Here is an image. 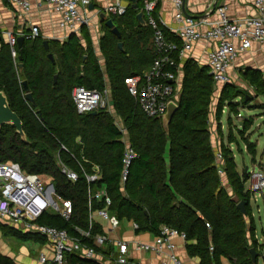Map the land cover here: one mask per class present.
<instances>
[{
    "label": "trees",
    "instance_id": "obj_1",
    "mask_svg": "<svg viewBox=\"0 0 264 264\" xmlns=\"http://www.w3.org/2000/svg\"><path fill=\"white\" fill-rule=\"evenodd\" d=\"M137 15L138 11L129 7L121 18L111 17L121 31L120 39L104 22L101 48L106 73L84 29L87 46L73 34L61 44L49 42L48 49L41 37L25 38L22 47L18 43L13 47L0 34V91L5 92L11 108L21 117L27 136L24 140L13 125L0 127V161L13 162L26 173L38 174L54 184L58 196L72 201L70 220L48 211L40 218L41 224L65 229L76 237L80 236L77 228L89 229V184L81 166L88 173L98 166L101 177L91 187L94 191L106 188L112 199L110 211L121 221L137 223L139 232L158 235L162 225L185 232L188 252L198 257L200 264H223V257L232 264H253L250 250L256 248L263 256L264 243L260 244L255 236L252 194L245 186L249 172L238 171L233 149L222 143L224 171L232 193L224 186L213 145L210 114L216 91L209 68L192 59L185 61L179 109L167 132L162 118L148 115L126 83L127 78L143 77L155 59L154 30L142 25ZM163 29L169 41L182 44L173 33ZM121 41L124 49L119 47ZM50 53L55 61L49 58ZM106 75L111 82L114 109L124 121L128 141L136 152L126 181L122 177L125 133L114 114L108 109H99L96 114L79 113L73 100L77 86L105 90ZM245 76L255 87L257 96H264L263 73L249 69ZM28 92L33 94V103L26 98ZM219 98L218 117L225 105L238 115L241 106L245 108L253 100L232 83L223 88ZM243 122L241 136L255 157L256 146L246 138L253 120L248 118ZM236 141L231 128L229 142ZM58 155L79 173L78 181H70L61 172ZM234 195L247 202L246 214L233 200ZM102 206L100 202L93 204L95 209ZM0 231L20 238L46 240L19 232L1 220ZM102 232V226L95 223L92 236L83 242L94 246V236ZM68 260L70 264L92 262L77 254L68 255ZM0 264L19 263L0 251Z\"/></svg>",
    "mask_w": 264,
    "mask_h": 264
},
{
    "label": "built area",
    "instance_id": "obj_2",
    "mask_svg": "<svg viewBox=\"0 0 264 264\" xmlns=\"http://www.w3.org/2000/svg\"><path fill=\"white\" fill-rule=\"evenodd\" d=\"M21 12L29 14L32 9V0H8ZM60 15V26L69 31H78L82 26H90L91 18L80 10L81 6H87L90 0H41ZM176 13L175 21L178 28L175 30L176 36L182 44L169 41L166 37L165 23L159 21L155 15V2L146 1L144 10L149 26L154 30L153 47L155 52L154 63L147 70L143 77H130L126 79L132 95L139 99L142 109L150 116L162 117L168 109V104L172 101L178 103L183 85V65L186 60L192 59L190 56L196 43L205 41L214 44L207 51L206 62L209 73L215 84V93L219 94V87H225L233 83V69L241 55L251 51L255 43L260 44L264 49V0H255L254 15H249L241 19H232L228 15L226 6H217L214 1L210 3L211 8H217L218 18L209 20V16L194 18L185 13V0H172ZM215 6V7H214ZM110 12L123 15L126 7L121 5L107 8V15ZM207 29L203 30V27ZM25 38L35 39L41 36L39 26L32 25L28 34H23ZM17 36L8 33V42L11 46L17 44ZM16 55V52H14ZM264 54V51H263ZM222 92V91H221ZM221 94V93H220ZM216 96L217 98L220 97ZM111 94L106 88L103 91L88 89L85 86H77L73 90V100L79 113H90L99 109L112 111L113 101ZM239 114V118H242ZM123 132H125L123 130ZM126 142L124 153L123 181L127 180L129 167L136 152L129 141ZM216 148V163L219 172L225 174V160L221 148ZM221 147V146H220ZM63 150L68 149L63 146ZM58 165L61 172L72 182L79 179V173L68 166L58 155ZM89 184V229L77 228L80 236H72L65 229H58L39 223L40 218L48 211L56 212L65 220H70L73 214V203L69 199H63L57 195L54 184L45 181L41 176L34 173L24 172L18 164L13 162L0 161V220L25 234L38 235L45 238L54 253L50 258L45 253H40V264H70L68 255L77 254L80 258L88 261H99L100 254L96 247L104 245L108 236L100 233L94 236V246H89L83 242L84 238L92 236L91 231L97 219L109 223V226L116 230L121 225V220L110 211L112 199L108 195L105 187L94 191L91 187L93 183L101 177L98 166L93 167V172L88 173L81 166ZM250 175L252 180L251 191L255 198L264 196V170L254 171ZM256 192H261L256 195ZM100 202L102 207L95 209L93 204ZM134 228L139 229V225L134 223ZM210 227V224H208ZM180 236L187 239L185 232L162 225L160 232L153 243H137L138 250L152 251L160 255L165 250H170L168 258L160 264H184L175 253L176 245L172 238ZM119 256L116 262L127 264L130 244L126 241L117 240ZM213 250V247H211Z\"/></svg>",
    "mask_w": 264,
    "mask_h": 264
},
{
    "label": "crops",
    "instance_id": "obj_3",
    "mask_svg": "<svg viewBox=\"0 0 264 264\" xmlns=\"http://www.w3.org/2000/svg\"><path fill=\"white\" fill-rule=\"evenodd\" d=\"M146 1L155 2L156 4L155 13H157V17H158L157 19L165 23V28L171 33H173L175 38L180 40L176 36V32H175V30L178 28V24L175 21L176 9H175V6L172 0H139L140 9H144ZM213 1L216 7L226 6L228 8L227 10L228 15L232 19H241L249 15H254L256 13L255 5H254L255 0H185V7H184L185 13L194 18H203V17L209 16V20L217 19L218 18V14L216 11L217 8L210 7V3ZM116 5L124 6L126 7V10L129 7H132L131 2L128 0H90L89 5L81 6L80 10L82 13L86 14L87 16L91 18V25L82 26L78 29V31L72 32L60 26V20H61L60 15L54 12L49 5L42 2L41 0H32V9L29 14L28 13L25 14L21 12L17 7L11 4L8 0H0V34L5 39V41L8 42V33L12 32L17 37H20L23 34H28L31 30L32 25H37L39 26L40 31H41L40 37L44 41L47 40L50 43L54 42V43L61 44L69 40L71 35L75 34L80 38L83 45L87 46V41L83 34V31L86 30L88 31L91 37V40H92V43L95 49V53L99 59V62L104 72L106 73V59H105L103 50L101 48V39L105 34V29H104V21L101 19L100 15L102 12L106 13L107 8H109L110 6H116ZM140 9L138 10V13ZM108 16L109 18H111L112 16L121 18L120 16H124V14L119 15L117 13L110 12ZM122 27L125 29L124 24L122 25ZM128 29L126 28L125 30L126 33L129 32ZM205 29H207V26L203 27V30ZM121 42L123 43V47L121 49H124V42L123 41ZM1 46H2V40L0 38V49H1ZM212 47H214V44H208L205 41H200L196 43L193 50L190 53L192 60L196 61L201 66L207 65V62H206L207 51L210 50ZM263 51H264L263 47L260 44L255 43L251 51L244 53L243 55L239 57L232 71L233 72L232 73L233 83L237 84V82L239 81H244L246 86L249 88V90L250 91L253 90L256 96H257L256 89L254 86L250 84L249 80L245 76V73L249 69H254V70L261 71L264 75ZM106 88L109 90L110 94L112 95L111 82L108 77H107V87ZM259 97L260 96H257L256 98H259ZM218 98H216V101H218L217 100ZM250 105L251 104H249L248 107H252ZM239 111H241V109ZM112 113L115 116V120L118 126L122 130L125 131L124 139L127 141L129 137H128V133L126 132L124 121L122 120L120 116H118V114L116 113L114 109V106L112 109ZM233 113L234 112H232V114ZM239 114L237 115L239 124L243 122L242 120L251 118L248 116L247 117L244 116L242 117V119L241 118L239 119ZM212 122L214 123L213 119H212ZM216 128L217 126H215V128L212 129V133H213L212 137H213V142H216L217 144L218 134L214 132ZM232 144L233 143H231V145ZM237 169L240 172L238 164H237ZM245 171H246V168H245ZM228 186H230V184ZM228 186L227 187L225 186V187L230 193H232L231 186L229 189H228ZM97 221H98L97 223H99L102 226V231H103L102 233L108 236V240L104 245L98 247L99 254H100V260L92 261L91 263H86V264H116L117 263L116 260L119 256L117 240L126 241L130 244L129 252L127 255L128 263L160 264L163 260H166L168 258V254L170 253V250H165L164 253L158 255L152 251L136 249L135 245L137 243H153L158 235L152 232H148V231L139 232L138 230L134 228L133 221L128 220L129 229L126 231L122 227L123 220L121 221V225L119 226V228L116 230H113L109 226L108 222L103 221L100 218H98ZM256 238L259 242L264 243V239L259 238L258 236H256ZM36 240L48 242L47 240H44V239H36ZM171 240L176 245L175 253L179 256V258L183 261L184 264H200V259L198 257H193L189 254L188 249H187V243H188L187 239H183L180 236H175ZM0 251L3 254L8 255L6 254L4 249L0 248ZM41 253H45L50 258H52L54 255L49 243L44 248V250L41 251ZM20 261H22L24 264L30 263L28 262L27 257L21 256ZM222 262L223 264H232L225 257L222 258ZM31 264H40L38 257L34 260L32 259Z\"/></svg>",
    "mask_w": 264,
    "mask_h": 264
},
{
    "label": "rangeland",
    "instance_id": "obj_4",
    "mask_svg": "<svg viewBox=\"0 0 264 264\" xmlns=\"http://www.w3.org/2000/svg\"><path fill=\"white\" fill-rule=\"evenodd\" d=\"M232 84H234L237 89H241L253 97V100L250 102V106L252 107L247 106L243 108V106H241L242 108L240 112L242 117H244L245 112H247V116L251 117L253 120L251 129L246 132V138L251 144L256 146L255 157H253V154H251L247 149V142L241 136L240 131L243 130V127H241L239 124L237 114L230 113L231 108L228 105H225L221 117L217 116V107L220 99L218 98V101H216L217 97H215L211 105V125L212 129L217 126L216 130H214V132L218 134L219 138H217V148H220L221 142L224 145H228L233 148L240 173L242 174L245 172V168L249 167V174H251L254 171L264 170V97L260 96L259 98H256L257 96L253 90L250 91L244 81H239L237 84ZM218 90L220 94L223 90V87H219ZM219 94L215 93V96H219ZM110 97L112 99V95ZM212 119L214 120V123L212 122ZM231 128L233 129L234 135L237 139V141L232 145L229 142V133ZM249 174L248 180L245 184L247 190H250L252 186V180ZM222 178L224 186L227 187L229 184L226 173ZM229 188L230 186H228V189ZM260 193L261 192H256L255 194L258 195ZM251 194V211L253 213L256 227L255 236L264 239V196L255 198L253 191H251ZM251 225V220H249V228ZM128 226L129 221L127 219L123 220L122 227L125 231L129 229ZM260 244L263 243L260 242ZM47 245L48 242L35 240L33 238H20L7 232L0 231V248L4 249L6 254L17 260L19 264H24L22 261H20L21 256L27 257L28 262H30L25 264H31L32 259L34 260L37 257L39 258L41 251L44 250ZM258 264H264V255L259 258Z\"/></svg>",
    "mask_w": 264,
    "mask_h": 264
},
{
    "label": "water",
    "instance_id": "obj_5",
    "mask_svg": "<svg viewBox=\"0 0 264 264\" xmlns=\"http://www.w3.org/2000/svg\"><path fill=\"white\" fill-rule=\"evenodd\" d=\"M131 2V5L134 9H136L137 11L140 9V4H139V0H128ZM101 19L105 22V25L112 31V33L114 35H116L118 38H121L122 34L121 31L119 30V28L115 25V22L112 18H109V16L107 15V13L102 12L100 15ZM137 18L139 20V22L142 25H148L147 20L145 19V10L144 9H140ZM25 41V36H20L17 38V43L19 45V47H22L23 43ZM44 45L46 47V49L49 48V41H44ZM119 47L122 48L123 47V43L120 42L119 43ZM49 58L52 61H55V57L52 53L49 54ZM21 67H23V65H20ZM57 75H56V79H57ZM25 88L27 91H29V87L27 82H24ZM27 100H29L30 102H34V97L33 94L28 92L26 95ZM179 109V103H176L174 101L170 102L168 104V109L167 112L161 117L163 120V124L164 127L166 129V131H169V127L170 124L172 122V119L174 117V115L176 114V112ZM97 112L94 111V114H96ZM245 117H247V112H245L244 114ZM5 124H10L15 126L17 133H19L22 138L25 140L26 139V133L24 131V123L21 119V117L11 108L9 100L7 95L5 94L4 91H0V127H2ZM241 127H243L244 123L241 122L240 123ZM246 172H249V167H246ZM233 200L235 202L238 203V207L239 209L246 214L247 213V202L246 201H240V198L238 195H234ZM251 254H252V260H253V264H257L258 259L261 257V253L258 252L256 250V248H252L250 250ZM116 264H122L117 262ZM127 264H132V263H127Z\"/></svg>",
    "mask_w": 264,
    "mask_h": 264
}]
</instances>
